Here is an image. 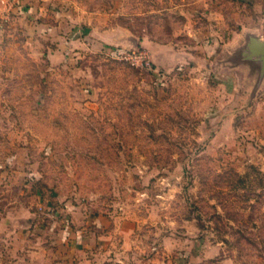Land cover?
<instances>
[{"label":"rangeland","instance_id":"374dc122","mask_svg":"<svg viewBox=\"0 0 264 264\" xmlns=\"http://www.w3.org/2000/svg\"><path fill=\"white\" fill-rule=\"evenodd\" d=\"M193 6L0 0V221L55 260L264 264V86Z\"/></svg>","mask_w":264,"mask_h":264},{"label":"crops","instance_id":"0c3cea01","mask_svg":"<svg viewBox=\"0 0 264 264\" xmlns=\"http://www.w3.org/2000/svg\"><path fill=\"white\" fill-rule=\"evenodd\" d=\"M187 2L194 4V8L199 7L198 13L201 14V18L193 16L195 24L188 31V36L195 40L203 39V47L209 52L219 49V55H224L219 63L226 68L227 75L237 78L233 71L243 67L245 71L256 72L251 77L257 81V87L264 86V40L261 38V6L264 0ZM25 226L0 221V264H67L63 258L64 251L62 256L58 252L55 260L51 252L54 248L51 249L49 242L37 244L29 240L24 228H20Z\"/></svg>","mask_w":264,"mask_h":264},{"label":"built area","instance_id":"2783aa9c","mask_svg":"<svg viewBox=\"0 0 264 264\" xmlns=\"http://www.w3.org/2000/svg\"><path fill=\"white\" fill-rule=\"evenodd\" d=\"M261 38L264 40V3L261 6Z\"/></svg>","mask_w":264,"mask_h":264}]
</instances>
